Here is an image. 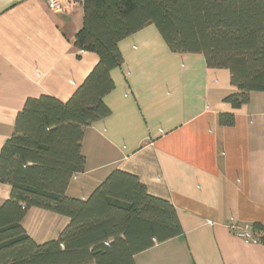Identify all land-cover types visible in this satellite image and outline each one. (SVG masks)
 Here are the masks:
<instances>
[{"label":"crops","instance_id":"obj_1","mask_svg":"<svg viewBox=\"0 0 264 264\" xmlns=\"http://www.w3.org/2000/svg\"><path fill=\"white\" fill-rule=\"evenodd\" d=\"M82 0L62 9L45 0H0V149L29 97L66 101L97 63L74 45ZM123 61L110 70V112L86 126L83 171L66 194L85 199L115 169L136 175L151 195L175 208L183 233L135 254L136 264H264V244L247 239L264 226V91L233 108L236 89L225 68H209L201 53L169 50L153 25L121 39ZM220 113H232L230 126ZM0 182V202L10 195ZM30 208L22 219L38 243L67 223Z\"/></svg>","mask_w":264,"mask_h":264},{"label":"trees","instance_id":"obj_2","mask_svg":"<svg viewBox=\"0 0 264 264\" xmlns=\"http://www.w3.org/2000/svg\"><path fill=\"white\" fill-rule=\"evenodd\" d=\"M83 24L74 45L98 55L72 95L29 97L0 149V264H136L135 254L183 233L174 206L151 195L132 173L112 170L85 198L66 194L83 171V132L110 112L103 98L114 88L110 70L123 57L121 39L153 25L169 50L201 53L209 68H225L233 108L264 91V0H82ZM232 113H220L230 126ZM30 208L68 220L56 238L36 242L22 226ZM252 239L264 244V226Z\"/></svg>","mask_w":264,"mask_h":264},{"label":"built area","instance_id":"obj_3","mask_svg":"<svg viewBox=\"0 0 264 264\" xmlns=\"http://www.w3.org/2000/svg\"><path fill=\"white\" fill-rule=\"evenodd\" d=\"M45 2L49 8L58 10V9L63 8L65 0H45ZM239 235H241L247 239H249V238L252 239V236L249 233H247L246 231H242L241 233H239Z\"/></svg>","mask_w":264,"mask_h":264}]
</instances>
